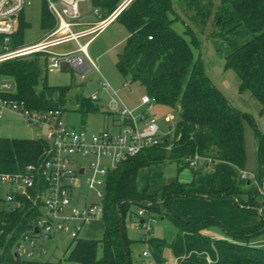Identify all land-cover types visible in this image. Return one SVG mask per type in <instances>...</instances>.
<instances>
[{
	"label": "trees",
	"instance_id": "obj_1",
	"mask_svg": "<svg viewBox=\"0 0 264 264\" xmlns=\"http://www.w3.org/2000/svg\"><path fill=\"white\" fill-rule=\"evenodd\" d=\"M93 1L106 16L122 0ZM182 1L194 11L191 18L202 31L212 28V35L223 39L225 68L237 73L240 90L251 91L264 109V0ZM169 11L175 12L172 0H132L127 5L114 20L124 24L128 31L124 45L117 53L116 65L131 81L140 82L157 102L177 107L179 121L172 135L163 136L160 143L146 147L109 171L103 196L102 237L72 241L66 259L81 264H127V260L133 264L130 239L123 223L127 258L124 256L119 222H123L129 204L134 202L144 209L172 216L180 226V232L170 243L179 264H264V246L253 244V239L264 231V207L257 209L264 204V199L255 200L259 186L263 185L262 172L255 176L259 180L257 189H249L251 196L246 202L239 196L243 192L241 187L248 181L251 184L252 179L243 178L241 174L232 185L223 189L213 186L207 191L195 189L194 181L166 183L161 195L148 193L146 188L139 190L136 186L140 169H156L165 161H176L179 170L187 167L196 175L202 166H198V162L191 165L187 160L195 154H199L200 159L210 158L211 162L228 161L240 172L246 167L243 114L212 82L203 68L202 59L195 57L191 43L173 27L175 17H171ZM41 17L43 27H52L53 17L44 0ZM186 25L187 31L192 32L190 25ZM30 27L31 23L22 12L16 43L24 41V32ZM47 68L48 55L44 52L0 62V74L10 75L15 80L14 91L3 90L0 97L24 100L33 109L63 110L68 100H75L82 109H97L89 97H70L71 85H50ZM46 145L40 137H0V172L23 170L26 164L37 161ZM192 195L231 196L245 213L260 215L261 222L251 230H231L224 226L225 237L210 236L202 231L220 221L206 217L189 222L170 208L172 198ZM119 199L125 201L118 206ZM39 213L38 205L29 200L22 209L0 210L4 228L0 264H37L36 260L21 258L15 249L21 236L35 225ZM142 220L144 223L145 219ZM166 244L161 238L149 240L152 259L157 264H166L162 256ZM99 246L102 247L101 256L97 255ZM187 254V258H181ZM207 257L212 260L210 263Z\"/></svg>",
	"mask_w": 264,
	"mask_h": 264
},
{
	"label": "rangeland",
	"instance_id": "obj_2",
	"mask_svg": "<svg viewBox=\"0 0 264 264\" xmlns=\"http://www.w3.org/2000/svg\"><path fill=\"white\" fill-rule=\"evenodd\" d=\"M172 1L173 10H175V12L169 11V15L175 17L172 23L173 27L191 43L195 57H200L202 59L203 68L212 82L226 95L230 103L243 114L244 144L247 157L244 170L248 172V178L252 179L251 184L245 183V185L249 189H257L256 182L254 181L256 179L255 176L262 172L263 185L259 186V194L255 199L259 202L261 199H264V161H262L264 159V109L251 91L240 90V79L237 73L230 68H225V55L222 53V47H224L223 39L212 35V28L202 31L200 25L194 23V20L191 18L194 11L189 10L184 1ZM213 2L216 3L217 0H213ZM42 4L43 0H31V3L27 5L24 10L25 19L31 23V27L27 28L24 32V43L38 41L51 28V26L43 27L42 25ZM94 7L95 4L93 0H80L79 2V11L81 13L80 21L85 26H87L88 23H93L98 20V16L94 13ZM186 24L190 25L192 32L187 31ZM127 34L128 31L126 27L119 21L111 22L107 27L95 34L94 38L87 46V52L98 65V69L82 74L76 70L53 69L48 66L47 81L50 85H71L70 97H75L77 95L90 97L93 94H97L98 96V99L94 101L97 105V109L90 110L82 109L75 100H68L63 107V116L69 125L76 128L83 127L89 132L99 131L103 128H108L114 132L120 130V126L113 125L111 122L112 115L108 109V102L111 99V94L110 91L102 87V82L109 83L111 88L117 92L118 98L127 108L135 112V114H141L144 109H148L147 105L142 103V96L147 94L145 87L140 84V82L131 81L128 76H124L116 65L117 53L124 45ZM91 36L92 34L84 35L79 38V42L85 43ZM76 46L77 43L75 41H69L56 46V51H73ZM8 83L11 85V88L6 91H14V78L10 75L0 74V90H2L4 84ZM150 113L157 119L160 134L162 136L172 135L179 121L178 108L154 100L153 106L150 108ZM168 113L172 114V118L166 120L165 116ZM45 136V128L36 125H28L27 121L20 115L11 113L9 110H4L3 116L0 118V137L44 138ZM209 161L210 160H208V162ZM223 162V160L215 161V173H221L227 176L226 170L221 168ZM84 163L88 166L87 161ZM203 163V158L198 160L199 165ZM249 164H252V166H248ZM247 167L254 169V171L251 172V170H247ZM206 168V166L202 167L193 177V172L190 168L186 167L178 171V163L176 161H165L156 169H149L148 167L140 169L136 177V186L138 189L147 188L148 192H152L156 195H161L163 184L171 180L186 181L184 179L190 177L192 178L190 181H194L197 186H200L207 183L212 177ZM240 174L241 172H239V175ZM91 177L92 171L88 168L87 172L82 176V179L86 181ZM244 187L245 186L241 188L243 189ZM98 189H101L98 185L90 186L89 184L83 183L81 187L74 192L72 203L68 206L66 211L70 212L73 207L83 208L90 205L92 202L97 203L99 206H103L104 199L97 194ZM248 195L250 200L251 195ZM225 197H205L200 195L174 197L170 201V208L178 216L192 222L197 221V213L204 210L223 217L227 221L226 223L235 227L233 229H250L259 224L260 215L245 213L236 202L235 207L228 208L227 205L223 206L211 203L218 201L210 200ZM204 198L207 199L204 200ZM199 199L206 203L201 204ZM221 203H225V201H221ZM140 208L142 207L132 202L129 204L127 213L123 216L125 232L130 239L129 248L132 263L157 264L152 259L149 240L151 238H161L167 243L162 252L165 263L179 264L170 243L178 232H180V226H178L172 216L167 214L162 215L156 210L145 208L143 215L140 216L138 214ZM141 219H145L144 223L141 222ZM215 219L219 221L218 218ZM95 223L98 224L95 230L99 233V229L102 228L101 217L91 219L84 227H89L91 224ZM223 224L222 221L218 224H210L208 228L203 231L207 230L213 237H216L217 232L224 236L226 233ZM146 226H149V228ZM260 234L261 236H256V239H253V244L264 246V231ZM72 241L74 242L70 236L64 233H53L50 238L44 241L47 247V254L44 258L51 256L63 258L65 251L69 246H72ZM144 249L149 251L150 257H146L142 254ZM188 256L189 254L183 255L184 258ZM21 258H26V256L22 254ZM29 259L39 260L37 257H30ZM151 261L153 262L151 263ZM210 262L211 261H208V263Z\"/></svg>",
	"mask_w": 264,
	"mask_h": 264
},
{
	"label": "built area",
	"instance_id": "obj_3",
	"mask_svg": "<svg viewBox=\"0 0 264 264\" xmlns=\"http://www.w3.org/2000/svg\"><path fill=\"white\" fill-rule=\"evenodd\" d=\"M44 1L53 17L52 27L38 41L16 43L19 15L31 0H0V62L44 52L48 55V66L53 69L76 70L82 74L98 69L87 52V46L95 34L116 20L132 0H122L106 16L98 7H94L98 20L87 26L80 21V0ZM90 34L92 36L85 43L79 42L80 37ZM69 41L77 43L75 50L56 51V46ZM101 85L110 91L108 109L112 124L120 126L118 132L108 128L89 132L83 127L69 125L61 108L33 109L24 100L0 97V118L4 110H9L23 117L28 125L46 130V136L42 139L47 145L37 161L26 164L23 170L0 172V210L22 209L26 200L38 205L40 210L33 228L24 233L16 245L15 252L20 256L24 254L29 259L45 254L47 248L44 241L55 232L64 233L73 240L80 238L84 225L102 216L103 206L92 202L83 208L73 207L68 212L66 210L72 203L74 192L83 183L98 185L101 189L97 190V194L103 197L110 170L128 157L163 140L157 119L150 113L155 100L153 97L148 94L142 96V103L148 109L137 115L125 106L109 83L102 82ZM9 88V83L4 84L0 92ZM89 98L96 101L98 96L93 94ZM165 118L171 119L172 114L168 113ZM200 157L195 154L187 160L191 165H196ZM88 168L92 171V177L83 181L82 176ZM241 177H249L248 172L241 171ZM143 213L144 208H140L138 214L141 216ZM2 224L0 222V241L4 234ZM143 255L150 256V253L144 250ZM176 259L179 262V258ZM207 259L212 261L210 257Z\"/></svg>",
	"mask_w": 264,
	"mask_h": 264
},
{
	"label": "crops",
	"instance_id": "obj_4",
	"mask_svg": "<svg viewBox=\"0 0 264 264\" xmlns=\"http://www.w3.org/2000/svg\"><path fill=\"white\" fill-rule=\"evenodd\" d=\"M203 160H204V163L202 164V165H198V166H202V167H207L206 169H207V171L212 175V177H211V179L210 180H208L207 181V183H204L203 185H198L197 186V184L194 182V188L195 189H197V190H201V191H207V190H209L211 187H216V188H218V189H223V188H226V187H228V186H230V185H232L234 182H236L237 181V179H238V177H239V170L233 165V164H231L230 162H228V161H224L223 162V165L221 166V168L223 169V170H226V172H227V176H224L223 174H221V173H219V174H216L215 173V168H216V165L214 166V164H215V161L214 162H211V160H210V158H203ZM208 160H210L209 162H208ZM221 161V160H220ZM226 163V164H225ZM234 166V167H233ZM248 166H252V164H249ZM248 168V167H247ZM247 170H251V172H253L254 171V169H252V168H248ZM178 171H179V168H178ZM195 175H193V177H194ZM187 179H184V180H186V181H184V182H190V180L192 179V178H190V177H186ZM171 181H175V180H171ZM171 181H168V182H166V183H169V182H171ZM256 183H258L259 181H257L256 179L254 180ZM166 183H164L163 184V186L166 184ZM247 183H249V181L247 182ZM163 186H162V188H163ZM143 189H145V188H143ZM143 189H139V190H143ZM147 189V188H146ZM248 191H249V188L245 185V187L243 188V192L239 195L240 196V198H241V200L243 201V202H246V201H248L249 200V193H248ZM148 192V191H147ZM148 193H152V192H148ZM201 196V195H200ZM206 197V196H205ZM205 199H207V198H204V200ZM210 199V198H209ZM200 201H201V204H204V203H206L205 201H203V200H201V199H199ZM211 201H218V202H211V203H215V204H218V205H223V206H225V205H227V207L228 208H231V207H235V199L232 197L231 198V196H229V197H225V198H217V199H215V200H213V199H210ZM203 201V202H202ZM221 201H225V203H221ZM212 214V215H211ZM214 217V218H218L219 219V221L221 222H223L224 224V226L225 227H227V228H229V229H231V230H237V229H233V228H235L234 226H232L231 224L229 225L228 223H226L227 221L223 218V217H221V216H218V215H215V214H213V213H210V212H207V211H204V210H202V211H200L199 213H197V221L198 220H201V219H203V218H206V217ZM91 221V220H90ZM89 221V222H90ZM186 221H188V220H186ZM189 222H192V221H189ZM194 222H196V221H194ZM260 222H261V218H260ZM260 222H259V224H260ZM88 223V222H87ZM226 224V225H225ZM258 224V225H259ZM98 224H91V226H89V227H83V229H82V231H81V233H80V238H96V239H100L101 237H102V234H103V228H101V229H99V233H97V231L95 230V229H97V226ZM258 225H256V226H254L253 228H255V227H257ZM253 228H250V229H242V230H251V229H253ZM95 230V231H94ZM95 232V233H94ZM203 233H205V234H208V235H210L209 233H208V231L206 230V231H202ZM83 234H84V236H83ZM217 235H216V237H220V238H222V237H225V235L223 236L222 234H220V233H216ZM222 235V236H221ZM211 236V235H210ZM215 236V235H214ZM258 236H261V234H259ZM71 244H72V242H71ZM45 245V244H44ZM47 248V247H46ZM69 248H70V246L68 247V249L65 251V253H64V256H63V258H59V257H46V258H44V256L47 254V252L45 253V254H42L40 257H38L39 258V260H37V264H81V263H79V262H75V261H69V260H67L66 259V257H67V252H68V250H69ZM144 250H147V249H144ZM143 250V251H144ZM101 254H102V247L101 246H99L98 247V250H97V255L98 256H101ZM143 254V253H142ZM54 256V255H53ZM146 257H150V256H146Z\"/></svg>",
	"mask_w": 264,
	"mask_h": 264
},
{
	"label": "water",
	"instance_id": "obj_5",
	"mask_svg": "<svg viewBox=\"0 0 264 264\" xmlns=\"http://www.w3.org/2000/svg\"><path fill=\"white\" fill-rule=\"evenodd\" d=\"M54 21V20H53ZM125 199H119V201L117 202V205L119 206L120 203L124 202ZM264 207V204L261 205V207L257 208L258 210H261L262 208ZM141 222H143V220L141 219ZM119 226H120V229H121V240H122V247H123V253H124V256L125 258H127V247H126V242L124 240V234H123V231H122V227H123V222L122 220H120L119 222ZM127 264H129V261L127 260Z\"/></svg>",
	"mask_w": 264,
	"mask_h": 264
}]
</instances>
